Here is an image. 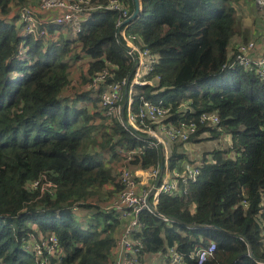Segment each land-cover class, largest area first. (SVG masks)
Masks as SVG:
<instances>
[{
  "label": "trees",
  "instance_id": "1",
  "mask_svg": "<svg viewBox=\"0 0 264 264\" xmlns=\"http://www.w3.org/2000/svg\"><path fill=\"white\" fill-rule=\"evenodd\" d=\"M90 1L106 5L110 0ZM123 1L134 12V1ZM240 1L142 0V14L131 27L159 54L151 77H161L155 89L135 87L134 110L143 99L162 102L170 107L166 122L172 123L199 122L203 112H214L233 142V148L205 153L201 175L186 194L160 196L158 209L171 221L141 214L144 255L176 246L185 264H199L190 255L215 243L214 256L204 264L264 259V82L236 60V44L258 36L260 29L243 26ZM36 4L0 0V264H34L25 248L30 233L57 234L64 253L60 264H112L124 223L97 198L109 184L116 192L113 200L122 184L118 169L89 145L93 122L99 117L107 147L120 162L119 146L140 147L131 163L144 168L161 162L162 149L118 118H106L98 95L86 89L109 64L114 66L109 81L128 78L135 67L117 35L119 13L92 12L72 37L64 36V30L73 34L71 28L54 24L47 36L25 35L19 9ZM77 47L87 69L82 90L70 97L66 90ZM210 130L220 132L200 125L191 142ZM187 159L186 143H169L171 169H181ZM74 207L85 209L82 217Z\"/></svg>",
  "mask_w": 264,
  "mask_h": 264
},
{
  "label": "built area",
  "instance_id": "2",
  "mask_svg": "<svg viewBox=\"0 0 264 264\" xmlns=\"http://www.w3.org/2000/svg\"><path fill=\"white\" fill-rule=\"evenodd\" d=\"M258 9L264 19V0H256ZM96 10H112L119 13L117 26L120 37L124 39L128 53L135 61V67L128 78L122 81H109L114 66L109 64L93 75L87 83L86 89L97 94L104 116L110 120L118 118L133 133L146 134L151 145H158L162 149L161 162L154 166H133L132 161L142 152L140 147H117V153L122 157L118 169L119 181L122 189L112 200L107 209L116 211L124 227L118 237L115 247V258L112 264H144V242L140 236L145 228L141 218L143 212L163 218L172 219L162 214L158 209L160 196H182L188 192V185L196 182L202 171L201 160L197 164L183 161L181 169H171L169 166V143L190 144L191 139L200 131V125L205 128L219 130L228 138L229 148H233L232 135L221 126L223 119L214 112H203L199 122L183 120L179 123L166 122L169 117V106L162 102L143 99L137 111L133 108V93L138 85L156 86V79L151 77L160 56L153 52L143 42L139 33L131 30L136 23L129 4L123 0H110L106 5H92L90 0H37L36 6L24 5L19 9V22L25 35H48L49 25H61L71 28L73 35H78L83 24ZM256 37L247 42L236 44L237 63L249 71H254L264 82V50L258 51ZM259 52V54H257ZM78 61L76 60V63ZM125 91L126 102L122 104ZM147 121L151 122L147 125ZM199 161V160H198ZM245 205L248 203L244 201ZM264 204V202H263ZM75 212L80 208L74 207ZM264 234V226H263ZM26 249L34 256V264H60L63 262V248L57 234L34 235L29 234ZM215 243L199 248L191 254L199 264H204L214 256ZM157 254L160 259L156 264H185L186 257L176 246L168 247L166 251ZM258 264H264V259H256Z\"/></svg>",
  "mask_w": 264,
  "mask_h": 264
},
{
  "label": "rangeland",
  "instance_id": "3",
  "mask_svg": "<svg viewBox=\"0 0 264 264\" xmlns=\"http://www.w3.org/2000/svg\"><path fill=\"white\" fill-rule=\"evenodd\" d=\"M236 7L245 28H253L254 31L257 28L260 29L259 35L256 36L255 40L257 41L258 49L261 48L264 50V19L261 16V10L258 9L256 5V0H241L239 4L236 5ZM258 23H260V25H258ZM67 36L69 37L71 35L67 33ZM76 52L78 56H72L73 60L72 63H70L71 84L66 90V95L70 97H74L76 92L82 90L80 83L82 79L81 76L82 74H85V71L87 69V58L84 54H82V51L79 47H77ZM74 57H76V59H74ZM76 60L78 61L77 63ZM93 123H95V127L90 133L91 136L89 138V145L93 147L92 151L97 154L107 166H110L116 169L115 171H117V169H119L118 167H120L121 165V162L114 156L113 151L109 147H107V133L105 132L104 127L101 126L99 117ZM214 130L219 132V130L217 129ZM225 136L226 135L222 134L221 132L217 134L212 130L205 131L200 134V136L198 137V141H196L195 143L190 142L189 146L191 145V151H193L195 155L199 154L201 160H203V156H205V153L213 151L217 147H221L223 149L229 147L227 142L228 138H226L227 136ZM93 140H96V142H93ZM113 191L115 192V189L112 188L109 184L102 187V195L97 198L98 202H100L103 206L109 205L112 202V198L116 194V192L114 193ZM82 211L84 212L85 209H82ZM82 211H79V213H77L78 218L82 217V215L84 214L81 213ZM150 264L156 263L154 261H150Z\"/></svg>",
  "mask_w": 264,
  "mask_h": 264
},
{
  "label": "crops",
  "instance_id": "4",
  "mask_svg": "<svg viewBox=\"0 0 264 264\" xmlns=\"http://www.w3.org/2000/svg\"><path fill=\"white\" fill-rule=\"evenodd\" d=\"M69 35H71V36H69V37H72L73 36V34H71V33H68ZM67 36V31L66 30H64V36ZM263 49H261V48H259L258 49V51L260 52V51H262ZM259 52H257V54H259ZM187 149H188V155H189V158L191 159V161L189 160V159H187V160H185L186 162H189L190 164H197L198 163V160L200 161L201 160V158H200V156H199V154H197V155H195L194 153H193V151H191V149H192V147H191V145L189 146V145H187ZM189 151H190V153H189ZM199 151V150H198ZM144 264H150V261H154L155 263H156V260H158V259H160L159 258V256L157 255V254H147L145 257H144Z\"/></svg>",
  "mask_w": 264,
  "mask_h": 264
},
{
  "label": "water",
  "instance_id": "5",
  "mask_svg": "<svg viewBox=\"0 0 264 264\" xmlns=\"http://www.w3.org/2000/svg\"><path fill=\"white\" fill-rule=\"evenodd\" d=\"M134 1V12H133V18H136V20H138L142 14V0H133ZM118 37H120L119 34V28H118V33H117Z\"/></svg>",
  "mask_w": 264,
  "mask_h": 264
}]
</instances>
